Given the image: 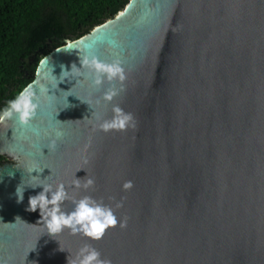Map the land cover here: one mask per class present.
Here are the masks:
<instances>
[{
  "label": "water",
  "instance_id": "water-1",
  "mask_svg": "<svg viewBox=\"0 0 264 264\" xmlns=\"http://www.w3.org/2000/svg\"><path fill=\"white\" fill-rule=\"evenodd\" d=\"M63 41L26 86L29 123L0 120V264H68L85 245L111 264H264V0H130ZM93 58L124 79L94 85ZM116 106L132 124L105 132ZM61 183L126 227L48 233L31 185Z\"/></svg>",
  "mask_w": 264,
  "mask_h": 264
},
{
  "label": "trees",
  "instance_id": "trees-1",
  "mask_svg": "<svg viewBox=\"0 0 264 264\" xmlns=\"http://www.w3.org/2000/svg\"><path fill=\"white\" fill-rule=\"evenodd\" d=\"M130 0H0V114L29 83L40 61L115 17ZM7 157L0 155V162Z\"/></svg>",
  "mask_w": 264,
  "mask_h": 264
},
{
  "label": "clouds",
  "instance_id": "clouds-1",
  "mask_svg": "<svg viewBox=\"0 0 264 264\" xmlns=\"http://www.w3.org/2000/svg\"><path fill=\"white\" fill-rule=\"evenodd\" d=\"M95 74L93 84L100 86L107 79L112 82L117 77L124 79L123 69L119 62L105 63L93 58L91 61H85ZM73 66V65H72ZM72 69V68H71ZM118 92L110 89L105 93V99L111 101ZM36 103L30 87L24 88L13 100L8 102L7 108L0 114V120L18 116L19 120L27 124L35 114ZM113 118L105 120L100 124V128L107 132L110 130H126L132 124L133 116L125 113L120 107L113 108ZM134 126V125H133ZM59 135V134H58ZM55 145L53 144V147ZM95 181L91 178L81 185L80 179H76L74 186L85 189L94 187ZM43 186V190L35 196L29 197V211L40 210L41 220L45 223L47 232L54 235L61 233L65 228L70 229L72 233H82L92 240H100L109 228L116 227L119 223L121 228L126 227L125 220H118L111 206L105 205L102 201H97L90 196H84L80 199L70 198L64 184H59L55 189L51 185H31L36 187ZM125 191L133 187L132 181H125L123 184ZM50 194V198H49ZM16 195L18 202L23 200V190L17 188ZM71 199L74 205L70 212L62 210L61 205ZM123 198L117 203L116 207L123 206ZM68 264H111L108 259H102L101 253L90 245H85L79 252L76 260L69 261Z\"/></svg>",
  "mask_w": 264,
  "mask_h": 264
},
{
  "label": "flooded vegetation",
  "instance_id": "flooded-vegetation-1",
  "mask_svg": "<svg viewBox=\"0 0 264 264\" xmlns=\"http://www.w3.org/2000/svg\"><path fill=\"white\" fill-rule=\"evenodd\" d=\"M7 159H8V158H6V159H5V160H3V161H6ZM3 161H2V162H3Z\"/></svg>",
  "mask_w": 264,
  "mask_h": 264
}]
</instances>
